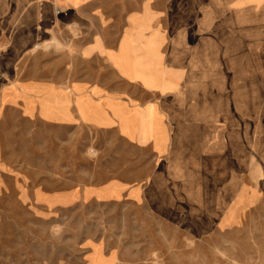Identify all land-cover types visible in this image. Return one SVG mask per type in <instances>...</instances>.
Returning a JSON list of instances; mask_svg holds the SVG:
<instances>
[{"label": "rangeland", "instance_id": "1", "mask_svg": "<svg viewBox=\"0 0 264 264\" xmlns=\"http://www.w3.org/2000/svg\"><path fill=\"white\" fill-rule=\"evenodd\" d=\"M15 1L0 0V91L30 49ZM223 47L197 70L199 110L214 116L172 135L173 163L139 152L128 167L113 135L0 107V264H84L92 252L103 264H264V39ZM111 176L145 195L96 197Z\"/></svg>", "mask_w": 264, "mask_h": 264}, {"label": "crops", "instance_id": "2", "mask_svg": "<svg viewBox=\"0 0 264 264\" xmlns=\"http://www.w3.org/2000/svg\"><path fill=\"white\" fill-rule=\"evenodd\" d=\"M14 19L30 29V49L0 107L113 135L128 149V167L139 152L151 167L173 163L172 135L214 116L213 107L199 110L200 56L209 59L226 39H264V0H16ZM136 182L111 176L92 192L136 200L145 195ZM84 264L102 257L92 252Z\"/></svg>", "mask_w": 264, "mask_h": 264}]
</instances>
